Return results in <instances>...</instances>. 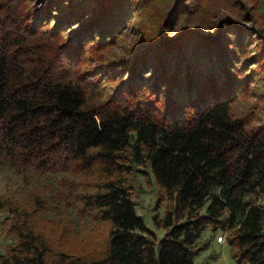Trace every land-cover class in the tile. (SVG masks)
Here are the masks:
<instances>
[{
	"label": "trees",
	"instance_id": "trees-1",
	"mask_svg": "<svg viewBox=\"0 0 264 264\" xmlns=\"http://www.w3.org/2000/svg\"><path fill=\"white\" fill-rule=\"evenodd\" d=\"M152 5L0 0V169L35 181V211L109 225L100 247L76 252L20 218L5 264H209L195 261L208 228L235 263L264 264V118L231 108L256 82L251 65L264 79L263 32L217 9L204 31L181 22V0ZM140 11L133 46L85 66ZM139 174L158 187L161 237L137 212Z\"/></svg>",
	"mask_w": 264,
	"mask_h": 264
},
{
	"label": "rangeland",
	"instance_id": "rangeland-1",
	"mask_svg": "<svg viewBox=\"0 0 264 264\" xmlns=\"http://www.w3.org/2000/svg\"><path fill=\"white\" fill-rule=\"evenodd\" d=\"M177 1L179 0H153L152 9L157 10V8L173 6ZM181 3L188 6L186 9L185 7L181 9L182 13L186 15L181 22L185 20L187 25L192 27L210 32L209 26L215 23L218 12L219 14L234 15L238 22L247 27H254L262 31L264 35V0H181ZM141 15L142 12L140 11L134 18H131L132 24L114 38V44L106 45L97 52L92 51L93 56L85 66L91 67L93 66L92 63L104 60L103 58L112 57L115 59L124 55L126 49L133 46L135 35L140 27L144 28L140 23ZM180 32L178 31V35ZM255 48L252 46L248 53H252ZM262 57L264 60V55ZM258 72L259 70H255L252 65L248 68L246 74L255 76L256 82L251 83L247 90L238 93L231 101L233 112L247 116L251 125L258 124L259 118L261 120L264 118V87L260 89L256 87L258 83L263 82L264 84V79L256 75ZM108 81L104 80L100 87L102 90L107 88L105 92L108 88L111 89L109 92L113 89V85H110L112 83ZM133 179L137 186L136 195L134 194L137 212L143 216L145 225L161 237L164 229L157 227L151 218L157 212L155 205L158 187L153 182H145L140 174L135 175ZM34 183L35 181L24 183L11 168L0 169V264H5L4 258L10 243L14 242L13 236L16 235L17 224L15 225V221L18 222L20 218H26L35 230L49 235L54 247L76 252H91L105 242L109 227L106 221H94L85 216L79 217L70 208L55 211L53 208L47 207L45 209L47 212L35 211L30 202V192L34 188ZM162 208L159 210L160 216L162 215ZM17 209L18 212L16 213ZM219 235L223 236L222 241L217 239ZM207 239H209L208 246L195 257L197 263L208 261L209 264H237L231 257L223 233L213 234L208 228L203 231L199 242L203 243Z\"/></svg>",
	"mask_w": 264,
	"mask_h": 264
},
{
	"label": "built area",
	"instance_id": "built-area-1",
	"mask_svg": "<svg viewBox=\"0 0 264 264\" xmlns=\"http://www.w3.org/2000/svg\"><path fill=\"white\" fill-rule=\"evenodd\" d=\"M217 239L222 241L223 240V236H219Z\"/></svg>",
	"mask_w": 264,
	"mask_h": 264
}]
</instances>
